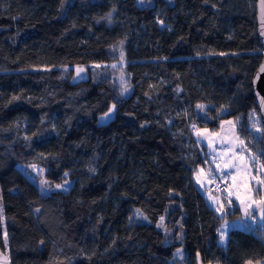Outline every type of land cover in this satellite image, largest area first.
Here are the masks:
<instances>
[{"label":"trees","instance_id":"1","mask_svg":"<svg viewBox=\"0 0 264 264\" xmlns=\"http://www.w3.org/2000/svg\"><path fill=\"white\" fill-rule=\"evenodd\" d=\"M255 16L256 0H0L10 264H264L258 229L220 239L194 180L206 147L191 132L256 110ZM76 67L87 81L71 84ZM33 165L69 190L41 194L24 172Z\"/></svg>","mask_w":264,"mask_h":264},{"label":"rangeland","instance_id":"2","mask_svg":"<svg viewBox=\"0 0 264 264\" xmlns=\"http://www.w3.org/2000/svg\"><path fill=\"white\" fill-rule=\"evenodd\" d=\"M197 115L204 120H209L212 117L209 115L207 106L203 105V108L198 107L196 109ZM220 112H223L220 110ZM233 122L229 124L227 122ZM218 124H229L233 131L227 136L225 140L224 131H219V126L215 128H206V130H199L198 125L195 123L191 126L192 135L199 140V146L202 145L200 141L210 139L211 142H206L207 154L202 164L195 170V178L199 179L197 186L203 191L205 197L209 200L215 213L220 218L219 237L221 239V233L223 236L227 234L231 227H240L245 230H251L256 233L258 229L259 234L264 237V216L258 217L253 215L246 221H241L239 218L229 216V213L233 210V207L240 204V200L237 199V194L244 196L246 190L244 185L251 184L253 188H259V192L252 193L254 199H260L264 196V185H259L256 180L251 179L252 177H258L264 179V152L262 150L261 141L264 133H257L253 128V124L256 123V127L264 129V125L260 120L259 113L256 110H250L243 119L236 118L234 120L219 119ZM227 127V126H226ZM224 129V126H221ZM220 128V129H221ZM203 131V133H201ZM237 137L239 138L237 140ZM206 138V139H205ZM212 141L215 144H212ZM239 141H243L246 148L242 149ZM226 148V150H225ZM225 150V151H224ZM219 153L220 157H217ZM243 156L244 159L239 158ZM251 156L255 157L253 161L250 159ZM235 164L237 167H224V165ZM247 165V166H245ZM24 172L28 177L37 185L41 194H48L52 190H69L70 184L66 181L60 183H52L45 177V171L35 166H27ZM195 180V179H194ZM226 181V185L223 191L217 193V191L211 189V185L216 182ZM41 181H46L42 184ZM62 185V187H57ZM229 192L232 195L229 197ZM226 195V198L224 197ZM231 199V204L228 200ZM223 205V211H217V205ZM233 214V213H232ZM227 224L225 227L224 225ZM159 228L162 229L166 237H171V230H169L162 220L159 223ZM261 236V237H262ZM222 240V239H221ZM224 240V238H223ZM176 258H182V252H176ZM250 264V263H248Z\"/></svg>","mask_w":264,"mask_h":264},{"label":"water","instance_id":"3","mask_svg":"<svg viewBox=\"0 0 264 264\" xmlns=\"http://www.w3.org/2000/svg\"><path fill=\"white\" fill-rule=\"evenodd\" d=\"M256 37L258 43L261 47V61L257 68L255 69L252 79H251V92L254 98V104L256 110L259 113L260 120L264 125V0H256ZM3 28L0 27V31ZM78 69H83V71L78 72ZM88 71L85 67H76L73 70V77L71 79V84H78L80 82L87 81ZM229 130V128H228ZM223 132V131H222ZM262 150L264 152V134L261 141ZM253 215L262 217L261 210L255 208L252 210ZM238 212L241 221H246L251 216H245L241 208V203L238 205ZM0 264H10L8 256L0 248Z\"/></svg>","mask_w":264,"mask_h":264},{"label":"snow or ice","instance_id":"4","mask_svg":"<svg viewBox=\"0 0 264 264\" xmlns=\"http://www.w3.org/2000/svg\"><path fill=\"white\" fill-rule=\"evenodd\" d=\"M80 71H83V69H78V72H80ZM198 107L203 108V105H199ZM114 108H115V105H113L112 108H109L108 112L104 113V116L102 117V119L109 117V115L113 112ZM227 123L232 124L233 122L229 121ZM253 128H254L255 132H257V133H264V129L256 127V123L253 124ZM238 139L239 138L237 137V140ZM239 144H240L242 149L246 148L243 141H239ZM239 159L243 160L244 157L241 156ZM250 159H252L254 161L255 157L251 156ZM230 166L231 167H237V165H235V164L224 165V167H226V168L230 167ZM245 166H247V165H245ZM32 167H35V166L33 165ZM261 167L264 168V165H261ZM251 179L256 180L259 185H264V179H260L258 177H252ZM41 183L44 184V183H46V181H41ZM57 187H62V185H57ZM244 187L246 190V194L244 196L237 194V199L240 200L241 208L244 212V215L245 216H253L252 210L255 208H259L261 210L262 216H264V196H261L260 199H254L252 196V193H254V192L258 193L259 192V188H253L251 186V184H245ZM231 195H232V193L229 192V197ZM231 202H232L231 199H229L228 203L231 204ZM223 210H224V206L218 204L217 205V211H223ZM224 226L226 227L227 224H225ZM223 238H224L223 233H221V239L223 240Z\"/></svg>","mask_w":264,"mask_h":264},{"label":"crops","instance_id":"5","mask_svg":"<svg viewBox=\"0 0 264 264\" xmlns=\"http://www.w3.org/2000/svg\"><path fill=\"white\" fill-rule=\"evenodd\" d=\"M218 126L221 128V126H224V129L223 128H219V131L221 132V131H224V133H226V135H225V140L223 141V142H225L226 140H227V136L233 131V129H232V127L228 124H226V123H224V124H218ZM227 126V127H226ZM208 128V127H207ZM228 128H229V130H228ZM199 130H206V128H203V127H199ZM201 133H203V131L201 132ZM194 138H195V140L197 141V143H198V145H199V140H197L196 139V137L195 136H193ZM206 139V138H205ZM211 142V140L210 139H207V141L206 140H202V141H200V143H202V146H205L206 147V142ZM212 144H215L213 141H212ZM225 150H226V148H225ZM224 150V151H225ZM206 154L208 153L207 152V147H206ZM220 156H222V155H220L219 153H217V157H220ZM196 176L194 175V179H195V182H196V184H197V182H198V180L199 179H196L195 178ZM205 195V194H204ZM208 200V199H207ZM209 201V200H208ZM211 205V204H210ZM212 206V205H211ZM235 227H237V226H235ZM226 236H227V234L225 235V237H224V240H225V238H226ZM224 240H222V241H224Z\"/></svg>","mask_w":264,"mask_h":264},{"label":"built area","instance_id":"6","mask_svg":"<svg viewBox=\"0 0 264 264\" xmlns=\"http://www.w3.org/2000/svg\"><path fill=\"white\" fill-rule=\"evenodd\" d=\"M225 185H226V181L225 180H222L220 183L219 182H216V183H213L211 185V189L215 191H217V193L221 192L224 190L225 188ZM224 197L226 198V195H224Z\"/></svg>","mask_w":264,"mask_h":264}]
</instances>
